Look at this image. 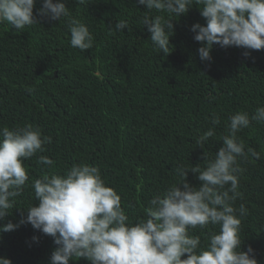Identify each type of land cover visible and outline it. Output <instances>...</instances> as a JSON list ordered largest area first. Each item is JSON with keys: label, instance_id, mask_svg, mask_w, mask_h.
Returning <instances> with one entry per match:
<instances>
[{"label": "trees", "instance_id": "obj_1", "mask_svg": "<svg viewBox=\"0 0 264 264\" xmlns=\"http://www.w3.org/2000/svg\"><path fill=\"white\" fill-rule=\"evenodd\" d=\"M64 2L72 16L88 26L90 49L71 46L65 19L37 15L42 0H36L33 9L37 24L18 30L0 23V128L30 124L51 138L43 152L24 161L29 182L0 223H16L26 216V208L38 203L31 181L47 173L63 175L80 164L99 168L135 222L146 218L154 196L180 181L178 166L204 167L203 153L208 160L215 156L230 116L240 111L251 116L264 106V49L213 45L211 60L201 61V44L190 27L205 21L193 5L185 15L168 16L174 32L169 38L172 50L164 55L140 24L147 10L136 0ZM120 20L129 27L117 32L114 25ZM245 51L250 54L245 56ZM213 114L221 123L202 149L196 140L213 127ZM237 136L246 152L251 148L259 153L258 158L249 153L238 159L241 195L234 206L243 203L247 209L241 221V250L251 246L258 264H264V123L252 121ZM40 156L51 158L53 165L41 164ZM186 179L193 186L200 184L190 171ZM214 231L218 226L209 225L190 234L200 236L204 245ZM56 247L51 236L28 223L0 232V256L12 264H49ZM73 259L69 264H90Z\"/></svg>", "mask_w": 264, "mask_h": 264}, {"label": "clouds", "instance_id": "obj_2", "mask_svg": "<svg viewBox=\"0 0 264 264\" xmlns=\"http://www.w3.org/2000/svg\"><path fill=\"white\" fill-rule=\"evenodd\" d=\"M36 0H0V23L7 22L22 30L37 24L33 9ZM88 0H77L85 5ZM146 7L140 24L146 26L155 49L167 55L172 50L173 18L185 15L196 5L204 23H194L190 30L201 46V61L211 60L213 45L240 47L246 50L264 49V0H136ZM157 13L155 16L151 12ZM37 15L50 20H66L70 44L81 51L93 46L88 26L72 16L64 0H42ZM168 16L173 18L169 19ZM126 20L114 25L119 32L128 28ZM171 46V48H170ZM249 51L244 55L248 56ZM252 121L264 123V106L250 116L236 112L228 118L227 135L222 146L204 167L178 166L180 181L149 201L146 218L132 222L121 206V196L106 186L98 167L89 164L73 165L65 174L47 173L31 181L34 200L26 208V216L13 223H0V232L14 231L28 223L53 238L57 246L49 264H69L73 258H84L90 264H258L251 246L241 250V221L247 215L243 203L235 207L240 197L238 159L259 153L239 141L237 133L249 128ZM221 123L216 114L211 116L213 127L196 140L203 149L215 135ZM51 138L43 136L38 127L25 125L10 129L0 128V221L11 214L15 198L29 182L24 161L43 152ZM39 162L51 166L54 161L40 156ZM191 172L200 181L193 186L186 179ZM179 185V186H178ZM218 226V231L207 234V243L191 235L192 229ZM34 242L38 241L33 236ZM182 257H184L182 259ZM0 264H12L0 256Z\"/></svg>", "mask_w": 264, "mask_h": 264}]
</instances>
